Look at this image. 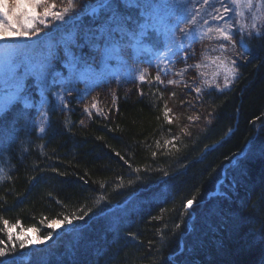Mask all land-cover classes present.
<instances>
[{
    "label": "trees",
    "instance_id": "16d2710c",
    "mask_svg": "<svg viewBox=\"0 0 264 264\" xmlns=\"http://www.w3.org/2000/svg\"><path fill=\"white\" fill-rule=\"evenodd\" d=\"M107 4L100 18L138 19L135 5ZM244 43L231 86L178 121L153 81L91 115L78 95L62 109L49 93L44 132L22 100L1 109L0 264H264V28ZM73 214L84 219L44 243L20 236L43 239Z\"/></svg>",
    "mask_w": 264,
    "mask_h": 264
},
{
    "label": "rangeland",
    "instance_id": "374dc122",
    "mask_svg": "<svg viewBox=\"0 0 264 264\" xmlns=\"http://www.w3.org/2000/svg\"><path fill=\"white\" fill-rule=\"evenodd\" d=\"M91 2L74 0L75 8L69 17L50 23L47 28L38 19L32 21L22 14L39 16L43 7L25 4L15 10L16 27L33 24L41 32L30 38L0 40V110L5 104L22 100L38 110L37 124L41 127L45 124L44 104L49 93L62 109L67 108L74 95L85 107L91 108L93 100L101 107L108 100L113 101L118 91L153 81L164 89L169 114L178 121L186 108L194 110L202 103L200 96L204 91L223 90L234 82L236 70L233 75L230 69L235 68L232 60L243 55H236L244 51L240 40L257 33L247 27L253 15L257 17V29L264 28L263 0H252L251 8L241 5L238 9L231 0H210L208 6L203 0H132L133 6L139 5L138 19H128L126 23H120L117 14L100 18V9L110 7L105 2ZM49 3H55L54 10L59 11L67 0ZM222 5L230 10L222 20H216L213 9H221ZM5 8L12 9L13 0H7ZM86 13L99 25L79 23ZM193 17L195 22L187 24ZM237 20L246 27L243 32L238 30L239 25L229 29L232 42L215 31ZM185 27L189 31L181 33ZM221 43L224 49L220 48ZM141 72L144 81L138 79ZM157 75L159 81L155 79ZM169 80L176 83L169 84ZM62 228L64 225L55 230ZM20 236L26 237L30 247L41 244L42 239L34 230Z\"/></svg>",
    "mask_w": 264,
    "mask_h": 264
},
{
    "label": "snow or ice",
    "instance_id": "6c2138e0",
    "mask_svg": "<svg viewBox=\"0 0 264 264\" xmlns=\"http://www.w3.org/2000/svg\"><path fill=\"white\" fill-rule=\"evenodd\" d=\"M122 2H125L129 6L132 5V0H122ZM6 3H7V0H0V17H2V18H0V40L30 38V37L36 36L38 33L41 32V28L36 27L33 24H29L27 26L22 25L20 27H16V25L14 23V20L16 18V11L15 10L20 9L22 5L27 4L33 8L36 6L43 7L44 11H43V13L39 14V16L29 15L27 13H22V14L25 15L26 19H30L32 21H36L38 19L39 24L43 25L44 28H47L50 23H53L55 21H65L66 18L69 17V14L75 8L74 0H67V4L62 6L61 10H59V11L54 10L56 8V4L55 3H49V0H13V8L12 9H6L5 8ZM209 3H210V0H203V4L205 6H208ZM231 4H232V6H234L237 9L241 5H243V7L251 8L252 7V0H231ZM135 6L139 7V5H135ZM229 10H230L229 7H224L223 5L221 6V9L214 8L213 11L215 13V16L213 18L216 20H222L224 18V16L227 15ZM10 11L12 12L11 15H10ZM237 15H242V13L238 12ZM47 17H51V19L48 20V19H46ZM256 19H257V17L255 15H253L252 22L249 25H247V27L252 29L254 32L258 33L260 30L257 29V25L255 23ZM194 22H195V17H193L191 20H187L186 23L187 24H193ZM205 23L207 24V21H205ZM236 25H239L238 20L236 21L235 24H225V26L223 28L217 27L215 29V31L225 41L232 42V33L229 31V29L235 27ZM245 27H246L245 25H239L238 30L243 32ZM180 31H181V33H187L189 31V29L187 27H185V28H181ZM209 31L211 32L212 29H209ZM240 46H241V48L244 49V51H249L248 47L245 45V43L243 41V38H241V40H240ZM220 48L224 49L225 45L223 43H221ZM236 55H242V53H236ZM165 63H167V61H165ZM232 64H235V60H232ZM197 67H198V65H197ZM230 73L234 75L235 74V68L230 69ZM138 79L140 81L145 80V76H144L143 72L140 73V75L138 76ZM155 79L159 81L160 76L157 75L155 77ZM168 83L173 84V83H176V81L169 80ZM227 83H228V81L226 79L225 80V86L227 85ZM196 91L199 92L200 89L196 88ZM115 99H116V97H115V95H113V101H115ZM97 104H98V102L93 100V102L91 104V108L96 109L97 112H100L101 110L97 107ZM2 110L3 111L8 110L7 104H5L3 106ZM85 111L89 112V108L87 106L85 107ZM169 111H170V109H167V108L165 109V116H166V118L169 119V122H171V118L168 117ZM89 115H91V112H89ZM39 131L44 132L45 131L44 127L41 126ZM165 143L167 144L168 141H165ZM153 155H155V153H153ZM2 171L3 170L0 169V172H2ZM3 178H4L3 176H0V179H3ZM192 204H193V200L189 199L187 201V203L185 204V208L191 206ZM83 219H84L83 216H76L75 214H73L71 216V218L69 216L65 215L62 220L57 221L56 223L50 225V227L53 229V232H49L47 236L43 237V239L40 241V243H44V242L48 241L49 239H51L53 237V235L55 234V229L63 226L64 224L73 225L74 221L83 220ZM4 223L7 225L8 222L4 221ZM0 243H2V242H0ZM30 243H31V241H30ZM25 247H26V245L23 242H21L20 248H25ZM11 251H13V252L15 251V245L12 246ZM7 254H8L7 248L6 247H0V258L7 256Z\"/></svg>",
    "mask_w": 264,
    "mask_h": 264
},
{
    "label": "water",
    "instance_id": "95a60500",
    "mask_svg": "<svg viewBox=\"0 0 264 264\" xmlns=\"http://www.w3.org/2000/svg\"><path fill=\"white\" fill-rule=\"evenodd\" d=\"M217 143H218V142H217ZM217 143L213 144L212 147L215 146ZM217 191H218V187H217L213 192H211L209 195L214 194V193H216ZM115 206H117V205L112 206V208H114ZM118 206H119V205H118ZM112 208H110V209H112Z\"/></svg>",
    "mask_w": 264,
    "mask_h": 264
},
{
    "label": "bare ground",
    "instance_id": "6f19581e",
    "mask_svg": "<svg viewBox=\"0 0 264 264\" xmlns=\"http://www.w3.org/2000/svg\"><path fill=\"white\" fill-rule=\"evenodd\" d=\"M170 5H171V4H169L168 6H170ZM100 16H103V17H104V14H101ZM105 17H106V16H105ZM108 17H111V16L109 15ZM210 196H211V195H210ZM210 196H209V197H210Z\"/></svg>",
    "mask_w": 264,
    "mask_h": 264
}]
</instances>
